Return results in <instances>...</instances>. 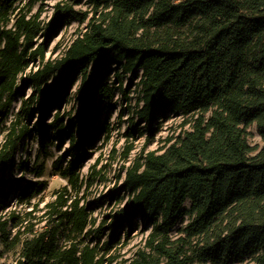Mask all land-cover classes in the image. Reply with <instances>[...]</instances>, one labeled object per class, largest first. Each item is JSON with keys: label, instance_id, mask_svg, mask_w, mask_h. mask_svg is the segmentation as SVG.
Segmentation results:
<instances>
[{"label": "trees", "instance_id": "obj_1", "mask_svg": "<svg viewBox=\"0 0 264 264\" xmlns=\"http://www.w3.org/2000/svg\"><path fill=\"white\" fill-rule=\"evenodd\" d=\"M24 1L0 0V118L22 97L0 146V203L12 185L6 175L20 143L33 131L45 154L52 137L69 140L70 160L64 166L60 157L53 169L80 189L89 149L111 130L107 122L97 123L100 104L116 90L128 100L135 81L133 113L149 134L171 112L183 115L190 128L122 166L127 198L110 190V199L122 204L112 222L93 228L90 206L68 204L59 192L48 204L47 215L56 222L50 228L12 235L9 223H22L20 216L0 217V256L13 253L16 264H105L101 251L111 250L122 234L129 238L136 221H143L152 229L155 254L139 251L132 264H264V0H86L83 12L58 4L49 22L42 11L31 13L35 0L26 8ZM72 18L87 21L85 30L60 57L48 58L46 41ZM109 76L112 82L105 81ZM78 77L79 111L63 113ZM137 125L133 136L143 135ZM253 126L261 148L249 142ZM45 170V161L33 169L37 177ZM45 186L28 182L20 201L30 203ZM186 217L181 236L172 240V228ZM106 230L101 246L85 243L90 234V242L100 243Z\"/></svg>", "mask_w": 264, "mask_h": 264}, {"label": "rangeland", "instance_id": "obj_2", "mask_svg": "<svg viewBox=\"0 0 264 264\" xmlns=\"http://www.w3.org/2000/svg\"><path fill=\"white\" fill-rule=\"evenodd\" d=\"M35 0L31 13H41V19L49 22L58 13L57 5H69L76 11H87L86 0ZM30 0H25L22 6L25 8L29 5ZM87 21L82 23L78 19H70L64 22L61 28L55 27L51 37L46 41V56L48 58L60 57L67 46L75 39L80 30H85ZM39 42L44 38L40 37ZM81 77H78L75 84L70 89L69 95L66 97V102L63 107V113H71L75 115L80 108V103L77 100L78 89L81 84ZM113 77L105 79V81L112 82ZM136 82V81H135ZM135 82L128 87V100L115 91V96L112 100L105 101L100 104L101 115L97 123L101 125L104 121L110 126V132L100 133L96 142L89 149L90 155L85 161L83 169L81 170V178L83 184L80 189L74 188L67 178L62 177L53 169V162L64 156V166L70 160L67 154L69 147V140L52 137L51 144L48 147V154L43 153L38 135L33 131L29 136L22 139L19 149L16 153L14 167L6 175V179L12 181V185L8 188L7 198L1 200L0 203V217L2 219H9L13 213L18 214L22 223L14 225L10 221L9 228L12 235H15L18 230L26 231L27 228L40 231L44 228H50L55 225V221L47 215L49 212L48 204L56 203L58 201L59 192L64 193V198L68 200V204L75 200L79 201L80 206H90L92 217L96 220L93 228L99 225L108 224L113 221L111 214L118 210L122 204H119L115 199H110V190L115 188L116 194L125 196L127 193L122 188L125 177V169L122 166H128L132 159H134L144 148L145 152L159 150L162 146L168 145L169 139L172 141L182 134L183 131L190 128L189 124H185V117L175 113H169L165 118L159 117L153 127L156 131L149 134L144 129V121L138 120L133 111L137 109V86ZM113 85V84H111ZM129 81L125 79L124 86H128ZM32 94V88L29 86L25 89V95L28 97ZM22 97L19 96L13 102L10 110L4 117L0 118V146L5 140L6 126L14 118L16 112L22 106ZM141 106V103H140ZM132 107V108H130ZM55 112L52 111L48 116L47 121L53 120ZM38 115L35 114L33 122L36 121ZM138 122L137 128L143 129V135H132L133 123ZM249 142L252 146L261 148L263 141L255 126L250 129ZM40 155V157H39ZM128 155V160L125 159ZM45 161V174L42 177H37L33 169L37 163ZM95 166L93 174V181L88 185L86 178L88 177L91 168ZM28 182H41L46 186L41 193L35 196L30 203L20 201V189ZM66 188V189H65ZM64 190H66L64 192ZM189 201L186 206H189ZM66 209V207H63ZM187 217L180 220L171 230L170 236L172 240H176L181 236L180 228L188 223ZM143 221H136L129 238H124L118 243H115L111 250L101 251V255L105 256V264H132L138 258V252L144 251L148 254H155V251L149 246V238L152 232L151 227L145 229ZM109 230L105 231L100 243L94 240L90 242L92 234L85 240L86 244L91 246H101L103 242L108 240ZM195 243V242H194ZM9 256L15 257L13 253ZM191 264H199L193 262ZM233 264V263H231ZM234 264H252L250 261L244 263Z\"/></svg>", "mask_w": 264, "mask_h": 264}, {"label": "built area", "instance_id": "obj_3", "mask_svg": "<svg viewBox=\"0 0 264 264\" xmlns=\"http://www.w3.org/2000/svg\"><path fill=\"white\" fill-rule=\"evenodd\" d=\"M0 250H2V246H0ZM0 264H16V259L9 256V253H4L0 256Z\"/></svg>", "mask_w": 264, "mask_h": 264}]
</instances>
